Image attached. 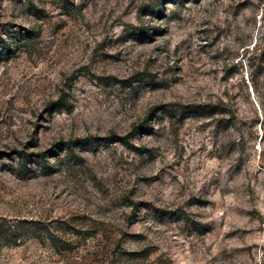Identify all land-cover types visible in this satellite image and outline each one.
<instances>
[{
  "label": "rangeland",
  "instance_id": "rangeland-1",
  "mask_svg": "<svg viewBox=\"0 0 264 264\" xmlns=\"http://www.w3.org/2000/svg\"><path fill=\"white\" fill-rule=\"evenodd\" d=\"M0 264H264V0H0Z\"/></svg>",
  "mask_w": 264,
  "mask_h": 264
},
{
  "label": "trees",
  "instance_id": "trees-1",
  "mask_svg": "<svg viewBox=\"0 0 264 264\" xmlns=\"http://www.w3.org/2000/svg\"><path fill=\"white\" fill-rule=\"evenodd\" d=\"M145 33V32H144ZM61 106H64V103L62 104V101L61 103ZM186 111H187V117H200V116H203L204 114V110L198 106H189L186 108ZM143 129L147 130L148 128L145 126ZM88 140H75V141H69L67 143H65L64 145L65 146H68L67 148H70L71 146L73 145H79L80 147H83L85 145V142H87ZM92 141H95V139H92ZM104 141L106 143H120L121 145L123 146H129V143L127 141L126 138H122V137H115V136H112L110 138H106L104 139ZM22 158L24 159H27L33 155H30V154H23V153H18ZM36 157L40 158L41 160H43V157L44 155L42 154H37L35 155Z\"/></svg>",
  "mask_w": 264,
  "mask_h": 264
}]
</instances>
